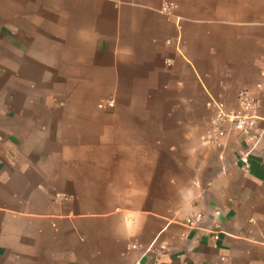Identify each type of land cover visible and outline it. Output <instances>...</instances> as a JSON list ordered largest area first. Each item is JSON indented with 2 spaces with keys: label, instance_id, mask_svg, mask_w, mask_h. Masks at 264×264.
<instances>
[{
  "label": "crops",
  "instance_id": "0c3cea01",
  "mask_svg": "<svg viewBox=\"0 0 264 264\" xmlns=\"http://www.w3.org/2000/svg\"><path fill=\"white\" fill-rule=\"evenodd\" d=\"M162 1L0 0V264H264V0Z\"/></svg>",
  "mask_w": 264,
  "mask_h": 264
},
{
  "label": "built area",
  "instance_id": "2783aa9c",
  "mask_svg": "<svg viewBox=\"0 0 264 264\" xmlns=\"http://www.w3.org/2000/svg\"><path fill=\"white\" fill-rule=\"evenodd\" d=\"M178 5L174 0H163L158 11L168 18H175L179 21V17L176 15ZM109 107L114 105V101L110 99L107 102ZM208 110L210 111V119L208 125L205 129V135L207 141L215 145L216 147H224L223 139L229 130L242 134L246 139L252 143L253 146L259 141L261 132L257 130L256 122L258 120V115L256 110L259 106L258 99L248 93L247 90H242L237 95L236 105L232 108H228L226 104L222 101L210 98L206 104ZM241 161L247 167V155L242 156ZM203 219V214L201 212H195L187 216L183 223L188 227L199 228V223ZM219 232L217 230L211 231L212 240H217L219 238ZM137 248L136 244H128L127 249ZM166 248L164 242H160L158 248L155 250V261L154 264H161L158 260V256ZM132 264H143L140 258L135 259Z\"/></svg>",
  "mask_w": 264,
  "mask_h": 264
},
{
  "label": "rangeland",
  "instance_id": "374dc122",
  "mask_svg": "<svg viewBox=\"0 0 264 264\" xmlns=\"http://www.w3.org/2000/svg\"><path fill=\"white\" fill-rule=\"evenodd\" d=\"M190 118L194 119V116H198V119H194L195 126H190L194 129H190V132H196L198 134H201L207 127L208 120L210 119V112L209 110L205 109L203 112H199V114L196 112V110L190 111ZM194 115V116H193ZM199 121V122H198ZM201 122V123H200Z\"/></svg>",
  "mask_w": 264,
  "mask_h": 264
}]
</instances>
